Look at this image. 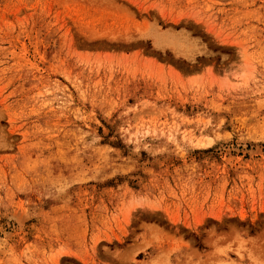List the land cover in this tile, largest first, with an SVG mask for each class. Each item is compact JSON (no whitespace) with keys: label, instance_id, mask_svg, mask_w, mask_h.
Segmentation results:
<instances>
[{"label":"rangeland","instance_id":"obj_1","mask_svg":"<svg viewBox=\"0 0 264 264\" xmlns=\"http://www.w3.org/2000/svg\"><path fill=\"white\" fill-rule=\"evenodd\" d=\"M0 264H264V0H0Z\"/></svg>","mask_w":264,"mask_h":264}]
</instances>
